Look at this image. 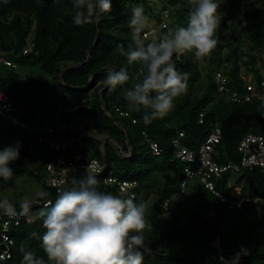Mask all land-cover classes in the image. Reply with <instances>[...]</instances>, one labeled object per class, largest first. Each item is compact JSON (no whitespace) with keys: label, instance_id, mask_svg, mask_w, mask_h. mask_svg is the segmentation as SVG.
I'll use <instances>...</instances> for the list:
<instances>
[{"label":"trees","instance_id":"trees-1","mask_svg":"<svg viewBox=\"0 0 264 264\" xmlns=\"http://www.w3.org/2000/svg\"><path fill=\"white\" fill-rule=\"evenodd\" d=\"M247 2V9L236 0L220 7L219 14L225 17L217 30L218 45L204 58L205 64L195 61L191 53L174 54L177 70L190 74L188 91L175 99L173 110L165 118L145 123L144 114L149 110L130 112L125 99L126 90L139 82L136 77L140 75V66L128 65L124 55L129 46H135L128 23L132 7L141 4L154 17L153 25L162 36L167 33L161 27L166 10L171 27L187 26L192 8L188 0H112L111 12L105 13L98 23L82 26L73 23V0H0V52L15 65L0 62V90L14 101L12 113L24 122L41 126L54 124L58 110L69 112L65 119L91 120L97 137L75 142L67 154L88 151L89 142L98 144L92 156L107 166L105 175L96 177L100 191L112 195L115 192L103 184L104 176L138 183L135 202L145 204L152 225L151 231L145 233V243L151 251L144 253L143 264H264V246L256 242L264 231V172L246 171L233 185L240 187L247 176L246 194L258 198L261 208L259 204H245L241 209L230 210L198 179L188 185L186 194H181L180 183L188 164L173 159L171 144L181 132L185 135L182 145L197 151L212 125L219 123L222 140L215 160L223 165L239 162L237 148L244 136H264V100L254 97L245 104L233 103L218 92L215 80L216 74L222 73L228 80L229 94L239 95L250 93L247 77L251 76L256 86L264 82V0ZM144 32L145 29L140 40L145 45L156 40L144 39ZM28 45L31 51L24 53ZM224 49L227 52L223 55ZM108 68H125L133 79L109 90L103 83ZM117 109L129 117L120 116ZM143 132L160 144V157L150 152ZM17 141L21 143L20 157L17 164L10 165L13 173L26 174L41 183V188L49 193L48 199L54 202L57 194L45 180L47 165L58 153L39 143L34 133L5 124L0 117V149ZM31 152L35 153L30 157L35 158L36 169L24 160ZM160 173L165 175L163 183L157 177ZM233 176L228 172L212 181L217 190L229 197L228 183ZM71 181L69 175L68 185ZM240 191L236 189L237 193ZM150 194L155 198L147 204ZM169 198L173 199V206L161 227L158 219L166 215L162 206ZM39 210L32 204L31 214ZM44 232L41 219L33 223L23 220L12 232V257L2 264H22L21 248L49 264L41 246Z\"/></svg>","mask_w":264,"mask_h":264},{"label":"clouds","instance_id":"clouds-1","mask_svg":"<svg viewBox=\"0 0 264 264\" xmlns=\"http://www.w3.org/2000/svg\"><path fill=\"white\" fill-rule=\"evenodd\" d=\"M188 3L192 8L187 26L170 30L146 45L140 40V34L148 24V17L142 6L132 9L128 23L135 46H129L124 55L128 65L140 66V75L136 77L139 82L126 90L125 99L130 112L149 110L144 114L145 123L165 118L173 110L175 99L188 91L190 74L177 70L174 54L191 53L195 61H200L210 56L218 45L217 30L222 21L218 0H188ZM73 6V23L82 26L98 23L105 13L111 12L112 0H73ZM106 71L103 83L109 90L133 79L125 68ZM73 131L71 128L70 132ZM70 137L73 146L75 138ZM20 148L21 143L17 141L0 149L3 181L13 179L10 165L19 159ZM83 173L79 179L73 177L70 185L62 186L54 202L48 199L49 193L44 188L38 189L35 195L45 205L35 215L30 214L32 202L28 198L20 202L19 212L4 198L0 200V212L9 217L25 216L29 222L42 220L45 232L41 246L49 264H143L144 253L151 251L145 243V233L152 229L145 204L136 203L133 194L125 193L122 198L100 191L96 187L97 176L87 170ZM21 251L22 264H45L43 258L23 248Z\"/></svg>","mask_w":264,"mask_h":264},{"label":"built area","instance_id":"built-area-1","mask_svg":"<svg viewBox=\"0 0 264 264\" xmlns=\"http://www.w3.org/2000/svg\"><path fill=\"white\" fill-rule=\"evenodd\" d=\"M162 29H166V32L175 30L171 27L169 11L164 12V20L162 22ZM160 29H151L144 32L143 37L145 39L158 40L161 36L158 35ZM29 52L28 49L24 50V53ZM0 62L7 66L14 67L15 65L9 60L5 59L0 52ZM216 82L219 84L218 92L227 97L229 101L236 104H244L249 102L253 97L264 98L263 89L264 82L259 86H251L248 84V90L250 93L246 95H239L238 93L229 94L227 87L228 80L220 72L215 76ZM15 103L10 95L0 90V117L5 124L12 125L22 130H26L29 133H34L38 142L47 144L52 152L58 153L56 159L49 162L47 165V179L45 183L48 187L55 190L56 194L58 190L65 185H68V176L70 171H79L92 173L97 177H101L106 173V165L92 156L90 152L78 153L73 152L68 156L70 148L73 144V139L68 136L72 128V124L64 118V115L69 113L68 111L58 110L54 117V124H45L43 126L35 123L31 125L22 121L20 118L12 113ZM119 115L122 117H129L127 112H123L117 109ZM200 123L204 121V113L201 112ZM39 118V116H38ZM136 121L133 120V123ZM143 136L148 143L150 152L155 157H160L163 150L158 142L149 137V135L143 132ZM184 133H179L177 138L172 140L173 147V159L179 162L188 164L184 169V178L180 183L181 194H186L188 185L198 179L199 182L213 195H215L219 202L228 204L230 210L241 209L245 204H259L258 198H252L246 193L233 194L232 188L235 181L230 185L229 197L223 192L216 189L212 178H221L228 172H231L234 176L236 174H244L246 171L261 170L264 172V136L256 134H248L242 138L238 145V152L240 155L239 162L230 161L227 164H220L215 160V154L218 153V146L222 140V130L219 123H214L211 128V132L205 142L200 146L197 151L190 150L187 146L182 145V139ZM194 166V167H193ZM103 184L115 190L113 195L124 197L125 193L133 194L136 198L135 189L138 187L136 181L121 180L117 176H104ZM34 199V198H33ZM51 200V199H50ZM53 201V200H52ZM32 204L36 205L39 209L43 208L45 201L33 200ZM173 206V199H166L162 208L166 215L170 213V209ZM17 212L20 208H16ZM31 214V213H30ZM34 212L32 215H35ZM26 220L25 216H12L9 217L0 212V264L10 259L13 254L15 242L12 237L14 229L20 227L22 221ZM37 219L34 220V222ZM33 223V222H32Z\"/></svg>","mask_w":264,"mask_h":264},{"label":"rangeland","instance_id":"rangeland-1","mask_svg":"<svg viewBox=\"0 0 264 264\" xmlns=\"http://www.w3.org/2000/svg\"><path fill=\"white\" fill-rule=\"evenodd\" d=\"M153 2V0H151ZM239 1H241L242 8L243 9H247L249 8V4H248V0H236V2L238 3ZM218 3H220L221 6H225L226 4L229 5L230 0H218ZM236 3V4H237ZM138 6H142L141 4H137L135 6L132 7H138ZM144 15L148 17V24L145 27V30H149L152 28H156L155 25H153L155 23V19L154 17H151L149 15V13H146L144 10ZM222 19L225 17V14H220ZM27 49L30 51L31 50V46H27ZM227 52V49L223 50V55ZM209 57V56H207ZM205 58V57H204ZM204 58L200 60V62H202V64H205ZM245 70L242 69V73L245 74L244 72ZM246 82L247 84H251V86H254V83L251 80V76L246 78ZM72 121V130H76V133H83V135H85L86 137H90V136H96L97 134L95 133V130L91 129V120L88 117H76L74 119L71 120ZM88 149L90 152L96 151L98 150V144H96L95 142H89V144H87ZM21 155H23V152H21ZM30 156H35L34 152H31L28 156H26L24 158V160L34 169H36L37 167V162H35V158H32ZM17 164V161L13 162L11 165H15ZM157 175V174H156ZM241 174H236L235 176H233L228 183V186L230 187V185L233 184V182L235 180H237V178L240 176ZM81 176L83 175H78L75 176L77 179H79ZM165 176V175H164ZM163 176V174H158L157 177L159 179V181H161L162 183L165 182V177ZM71 178V176H70ZM248 178L247 176H245V178L242 179V184L240 187H238L241 191L240 193H247V189L248 188ZM99 186V183L96 185ZM238 188H232L233 190V194L237 195L239 193L236 192V189ZM38 189H41V183H38L35 179L29 177L26 174H22V175H17L14 173L13 179L10 181H3L2 178H0V200L7 198L11 203H13L14 205H20V202L24 199V198H28L30 201H33V198H36V191ZM155 198L154 194H150L147 198V204H150ZM260 203V202H259ZM259 208H261V205L259 204ZM211 214H214L213 212ZM167 216L168 215H163L158 219V222L160 224L161 227H163L165 225V222L167 220ZM256 242H260L262 246H264V231L260 232L259 236L256 239Z\"/></svg>","mask_w":264,"mask_h":264},{"label":"crops","instance_id":"crops-1","mask_svg":"<svg viewBox=\"0 0 264 264\" xmlns=\"http://www.w3.org/2000/svg\"><path fill=\"white\" fill-rule=\"evenodd\" d=\"M263 91H264V89H263ZM90 127H91L92 130H94L93 125H92V122H91V126ZM73 133H74L73 136L75 138V142H78V141H80L81 139H84V138H93L94 137V136L93 137L92 136L86 137L85 135H83V133H80V134L79 133H76V130L73 131ZM91 153L93 154V152H91ZM69 175L71 176V179H73V177L78 176V175H84V173L83 172H79V171H77V172L76 171H70V174Z\"/></svg>","mask_w":264,"mask_h":264},{"label":"water","instance_id":"water-1","mask_svg":"<svg viewBox=\"0 0 264 264\" xmlns=\"http://www.w3.org/2000/svg\"><path fill=\"white\" fill-rule=\"evenodd\" d=\"M105 163V162H104ZM106 164V163H105ZM106 169H107V166H106Z\"/></svg>","mask_w":264,"mask_h":264}]
</instances>
